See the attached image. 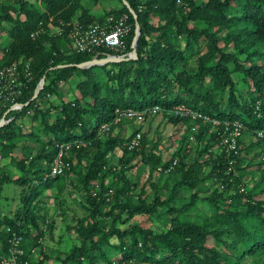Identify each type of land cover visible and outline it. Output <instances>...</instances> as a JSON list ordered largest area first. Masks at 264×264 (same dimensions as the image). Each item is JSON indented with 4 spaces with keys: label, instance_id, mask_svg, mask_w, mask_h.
Wrapping results in <instances>:
<instances>
[{
    "label": "trees",
    "instance_id": "obj_1",
    "mask_svg": "<svg viewBox=\"0 0 264 264\" xmlns=\"http://www.w3.org/2000/svg\"><path fill=\"white\" fill-rule=\"evenodd\" d=\"M38 1L42 10L35 7ZM82 1L17 0V7L0 2V24L10 26L12 39L0 51V70L21 62L28 65L31 74L18 100L24 105L22 111L0 129V153L5 157L12 154L17 139L24 136L23 129L30 128L16 121L33 113L32 120L40 122L39 131L46 142L32 131L26 136L42 144L35 160L49 161L44 171H38V184L21 197L23 210L0 219V259L8 256L9 241L15 233L22 237L25 255L21 261L44 264L49 260L44 253L41 259H33L36 248L42 247L43 236L52 235V228H39V217L30 207L40 188L56 186L62 195L69 184L83 193L86 215L76 220L73 229H67L74 232L79 243L72 246L61 264H264V163L257 162L255 156L245 158L253 149L264 147V0H150L144 4L126 0L140 27L136 59L102 66L99 75L93 74L94 67L77 69L91 56L69 53L67 32L51 35L48 24L59 27L60 23L73 22L77 11H81L77 21L84 26L125 14L131 27L125 40L129 53L135 20L118 0L121 8L95 22L91 9L82 8ZM192 61L195 70L190 67ZM75 73L83 77L77 85V97L56 108L50 117L49 111L38 107V100L55 94L59 85ZM41 80L43 87L33 100ZM176 106L211 121L175 118L170 111ZM154 107L160 111L152 113ZM128 110L145 112L140 120L148 123L149 133L155 132L151 124L160 120L184 126L183 139L192 135L197 142L206 140L203 152L209 156L212 148L221 145V154L211 157L207 175L216 190L206 198L195 191L188 203L177 207L179 190L196 187L188 181L194 165L185 163L194 158L186 150L178 151L162 165L161 158L149 150L147 132L120 139L115 134L118 125L124 120H138L121 117L115 122ZM194 126L198 128L196 133ZM236 126L238 136L233 137ZM137 135L139 146L129 150ZM227 137L234 139V151L222 145ZM45 147L51 150L46 152ZM116 147H122L128 157L120 160L119 174L110 166ZM60 151L65 168L62 174L52 176ZM133 158L151 165V173L180 174L166 198L155 191L152 203L147 204L143 188L134 202L121 203L136 188L125 178ZM19 165L26 170L23 161ZM254 166L256 170L249 169ZM73 177L75 183L67 181ZM108 177H112L111 183H106ZM5 182L12 183L8 178L0 179V187ZM117 182L121 185L116 187ZM198 201L211 208L212 216H189ZM136 216L157 218L165 230L131 225ZM31 225L38 232L33 237Z\"/></svg>",
    "mask_w": 264,
    "mask_h": 264
},
{
    "label": "rangeland",
    "instance_id": "obj_2",
    "mask_svg": "<svg viewBox=\"0 0 264 264\" xmlns=\"http://www.w3.org/2000/svg\"><path fill=\"white\" fill-rule=\"evenodd\" d=\"M141 3H147L150 0H139ZM4 6L17 7V0H0ZM82 8L91 9L94 15V20H105L103 14H110L115 9L121 8V4L118 0H83ZM37 10L40 9V2L35 3ZM81 11L75 13V18L73 22H78L77 19L80 17ZM10 26L6 23L0 24V51L6 48L10 42L11 37ZM191 69L195 70V63L192 61L190 63ZM101 72L100 67H94L93 74L99 75ZM103 78V77H102ZM83 77L79 73H75L67 82L61 83L57 88V92L53 95L46 96L38 100L37 105L40 109L49 111L50 117L54 115L56 108L60 107L62 104L71 102L77 97V85L82 81ZM33 113L26 114L22 118H19L16 123L18 125H26L25 127H30L28 130L23 129V137L18 138L16 145L20 148V154L14 156V161L12 163H7V169L2 173L6 178L10 179L11 182H5L0 187V219L3 216L9 215L10 212L15 214L17 211L23 210V203L21 197L24 196L29 190H32V185H37L36 177L39 176V170L44 171L48 164V159L43 161L35 160L41 149V143L37 141L35 137H27V133L32 131L33 134L37 135L41 142H46L44 134L40 129V122L32 120ZM50 122V118L47 119ZM154 133H149L148 123L142 120H129L123 121L118 125L115 130V134L119 136L122 140H127L133 133L139 132L145 134L149 137V150L152 153L158 155L161 158V164L168 162L171 156L178 151L183 152L186 150L194 158V160L187 159L185 163L188 165L190 162L193 163L194 168L191 171V179L188 181L192 182L196 187L194 189L182 188L176 195L177 207L188 203L195 191H200L201 198H206L213 191L216 190L217 186L214 181L207 179V175L211 170V157L220 155L223 148L222 146H216L212 148L211 154H204L203 150L206 144V140L202 142H197L192 135L185 138L184 126H173L166 122L165 120L156 121L151 124ZM198 128L193 127V132L196 133ZM248 139L244 143H247ZM51 148L45 147V151H50ZM150 151V152H151ZM255 156L257 162L264 163V147L259 146L251 152L249 156H245L246 160L250 157ZM128 157L123 155L122 147H116L113 155L110 159V166L115 169V172L119 174V163L120 160L126 161ZM23 161L25 166V171L20 169L19 163ZM177 162V161H175ZM178 163V162H177ZM152 166L149 164H143L139 162V158H133L129 164V170L125 173V178L136 188L133 192L126 195L121 199V203H126L127 201H135L136 195L140 193L141 189H146V202L151 204L155 196V191L159 192L162 198H166L175 183L178 181L180 174L176 175L174 173L161 174L158 170L151 173ZM158 169H161L159 166ZM250 170H256V167H250ZM173 169H169L172 171ZM188 167H185V171ZM45 174V172H44ZM47 177V175H44ZM16 181H21L19 184H14ZM67 181H72L75 183L76 178L73 177ZM112 177H108L106 183H111ZM121 183L117 182L115 186H120ZM155 185V187H152ZM69 184L67 185V190L64 191L62 195L59 194L56 186H51L48 188H40V194L37 199L31 205V209L34 212V216H38V227L45 229L48 227L52 228V235L49 234L43 236L41 239L42 247L36 248L33 259L36 261L41 259L42 253L49 256V260L44 264H61V261L65 259L68 255L70 249L73 245L78 244V238L72 230H67L68 228L73 229L76 220L84 217L86 215L85 200L83 193H80L79 188H71ZM110 195H112L110 193ZM197 213H202L204 217L208 218L212 216L213 211L211 208L198 201L195 204V209L190 210L189 216H195ZM10 217V216H9ZM49 223V224H48ZM139 223L143 228H151L154 231L165 230L164 224L157 218L148 219L144 216H136L131 221L130 224ZM48 224V225H47ZM7 227L4 228L6 230ZM32 237L38 232L31 225ZM116 264V263H115Z\"/></svg>",
    "mask_w": 264,
    "mask_h": 264
},
{
    "label": "built area",
    "instance_id": "obj_3",
    "mask_svg": "<svg viewBox=\"0 0 264 264\" xmlns=\"http://www.w3.org/2000/svg\"><path fill=\"white\" fill-rule=\"evenodd\" d=\"M48 30L51 35H63L67 32L69 40V53L78 55H89L92 62L91 65H96L97 61L116 58H131V52L126 53L125 40L128 37L131 27L128 24V16L122 15L118 19H106L102 24L84 26L78 22L60 23L59 27H55L53 23L48 24ZM98 66V65H96ZM31 81V74L28 65H22L21 62L13 63L12 65L0 70V129L9 125L15 115L22 111L23 104L18 100L23 95L27 85ZM39 87H36V89ZM35 89V90H36ZM160 111L158 107H154L152 113ZM145 112H134L131 110L125 111L116 118L118 123L122 118L125 119H140ZM29 114V113H28ZM170 114L175 118H188L191 121L200 120L203 123L210 122L209 117L192 111L184 106H176ZM214 125L218 122L213 121ZM233 133V137L238 136V126ZM261 137L262 133H258ZM139 135H137L128 145V149L132 150L139 146ZM222 145L227 151H234L235 141L232 137H227L222 140ZM62 151L54 161V168L51 175H60L65 165L62 161ZM2 156L0 155V161ZM7 232H11L7 229ZM10 247L8 256L0 259V264H28L27 261H21V257L25 255L21 249L22 237L12 233V238L9 241ZM34 253V250L31 251Z\"/></svg>",
    "mask_w": 264,
    "mask_h": 264
},
{
    "label": "water",
    "instance_id": "obj_4",
    "mask_svg": "<svg viewBox=\"0 0 264 264\" xmlns=\"http://www.w3.org/2000/svg\"><path fill=\"white\" fill-rule=\"evenodd\" d=\"M122 3L124 5H126L129 13L134 17V20H135L134 39H133L132 47H131V56L132 57L131 58H116V59L100 60V61H97V63H96V65H98V66L91 65L92 62H86L84 64L76 66L77 69L86 70V69H89L91 67H102V66L110 65V64L129 62L131 60H135L136 59V46H137L138 37L140 36V27H139V25L137 23V17L135 15L134 11L127 4L126 0H122ZM43 84H44V80H41L40 83H39V87L34 92L33 100H35L37 98V95H38L39 91L42 89Z\"/></svg>",
    "mask_w": 264,
    "mask_h": 264
},
{
    "label": "crops",
    "instance_id": "obj_5",
    "mask_svg": "<svg viewBox=\"0 0 264 264\" xmlns=\"http://www.w3.org/2000/svg\"><path fill=\"white\" fill-rule=\"evenodd\" d=\"M17 142V141H16ZM20 148L16 147V149L12 152L11 155L9 156H3L2 153H0V155L2 156V160L0 161V179H5L6 177H4L5 175L2 174L8 167H7V163H12L14 161V156L20 154ZM14 214L13 212H10L9 215L6 216H10L12 217Z\"/></svg>",
    "mask_w": 264,
    "mask_h": 264
}]
</instances>
